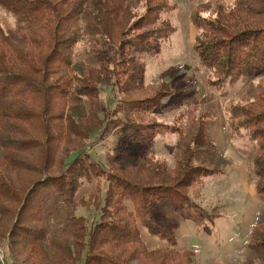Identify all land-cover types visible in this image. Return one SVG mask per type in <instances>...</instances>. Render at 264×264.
I'll use <instances>...</instances> for the list:
<instances>
[{"label": "trees", "instance_id": "16d2710c", "mask_svg": "<svg viewBox=\"0 0 264 264\" xmlns=\"http://www.w3.org/2000/svg\"><path fill=\"white\" fill-rule=\"evenodd\" d=\"M170 1L0 0L16 19L13 30L0 24L4 264H169L176 256L184 264L186 258L195 264V253L181 249L171 229L163 231L155 212L167 205L186 210L197 231L212 232L219 215L201 210L185 192L219 173L196 163L199 149L214 150L207 134L208 116L201 117L192 137L193 146L186 152L190 160L184 158L178 169L146 155L159 132L132 117L155 113L171 97L163 91L142 106L135 98L145 88L147 55L160 54L170 38L166 18L174 10ZM226 5H215V14L194 15L199 30L194 52L212 83L264 70V0H233ZM138 9L146 13L136 20L135 32L149 30L129 37L132 11ZM85 39L103 47L91 48L95 66L89 69L76 61L75 54ZM111 49L117 60L107 58ZM103 78H109L108 86L116 92L107 101L101 90L107 85L101 84ZM107 107L124 113L126 120L116 127L126 164H113L110 158L109 174L88 155L91 143L104 135ZM226 111L233 134L244 131L254 143L253 179L264 197V89L253 109L233 106ZM102 173L110 183L103 190L106 195L99 187L83 195L86 184L101 182ZM90 200L95 221L80 213ZM142 228L166 245L148 248ZM247 248L253 257L244 264H264L263 223L253 228Z\"/></svg>", "mask_w": 264, "mask_h": 264}, {"label": "rangeland", "instance_id": "374dc122", "mask_svg": "<svg viewBox=\"0 0 264 264\" xmlns=\"http://www.w3.org/2000/svg\"><path fill=\"white\" fill-rule=\"evenodd\" d=\"M129 1L138 2V0ZM232 1H170L169 5L174 9L166 17L172 28L170 38L163 44L160 54L147 55L145 88L139 91L135 98L142 106L153 101L163 91L170 92L171 97H168L164 105L159 110L156 109L153 114L132 115L133 119L140 124L153 127L152 131L155 133L159 132L155 141L146 150V155L153 160L167 161L173 169L181 164L184 158L186 161L190 160L191 156L186 152L191 151L192 139L201 123V117L204 114L208 116L207 134L215 145L214 150L199 149L200 151L196 153L198 159L196 163L199 162V167L219 173L200 182L189 191L186 189L185 192L201 210L213 217L219 215L214 221L212 232L206 234L202 230L197 231L196 224L187 218L186 210L167 205L161 213L157 210V213L155 212L157 216L158 214L161 216L160 223L163 231L171 229L174 237L177 236L180 248L190 249L195 253V264H244L253 257L247 248L251 232L258 223L264 224V197L256 190L252 172L254 143L244 131L240 132L241 135L233 134L232 123L228 120L226 111V107L231 110L233 106H242L247 109L255 107L257 96L264 89V70H254L240 79L230 78L223 83H212L208 79V74L199 67L194 52L195 40L199 35V30L194 23V15L202 11L213 14L216 10L215 5H226ZM207 2H211L212 5H207ZM145 13L143 9L132 11L127 36L134 37L135 34L137 36L148 32L149 28L136 32L134 30L136 20ZM0 24L6 29L13 30L16 27L15 17L2 6H0ZM93 47L103 49L101 45H96L88 39L80 42L75 48L76 61L84 64L87 69L95 66L90 53ZM115 48L118 49V45ZM106 56L108 59H118L112 49L106 53ZM173 79H176L174 84L169 85V81ZM103 80L101 84L106 82L107 85H102L101 90L106 92L103 100L107 101L109 97L113 98L116 92L115 88L109 87L111 84L109 78L106 80L103 78ZM114 108H106L107 122L102 132L104 135L100 134L99 139H95L91 143V148L88 149L91 161L99 164L106 174L113 170L110 167V161L116 162L117 165L126 164L121 159L123 155L120 153L122 152L120 140L123 138L120 130L116 129L122 124L121 119L125 120V114H117ZM115 167L117 168L116 165ZM100 178L99 184L96 180L92 184H86L82 194L88 196L95 187L96 189L99 187L102 188V196L106 195L107 192L104 193V191L110 183L103 173ZM93 202V200L86 201V208L80 209V213L88 216L89 221L94 220L96 213ZM130 208L133 209V207ZM141 231L148 248L166 245L161 240L149 237L145 229L142 228ZM135 246L139 248V251L142 249L140 245ZM4 255V251L0 249V256H3V259H0L2 264L5 261ZM169 264L184 263L176 256V261ZM186 264H189L187 258Z\"/></svg>", "mask_w": 264, "mask_h": 264}, {"label": "built area", "instance_id": "2783aa9c", "mask_svg": "<svg viewBox=\"0 0 264 264\" xmlns=\"http://www.w3.org/2000/svg\"><path fill=\"white\" fill-rule=\"evenodd\" d=\"M0 259L2 260L3 259V256H0Z\"/></svg>", "mask_w": 264, "mask_h": 264}]
</instances>
